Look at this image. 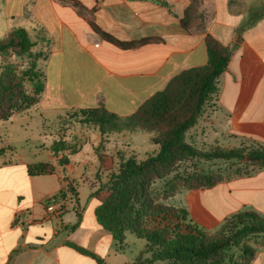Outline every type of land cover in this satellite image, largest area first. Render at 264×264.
<instances>
[{
  "label": "crops",
  "instance_id": "obj_1",
  "mask_svg": "<svg viewBox=\"0 0 264 264\" xmlns=\"http://www.w3.org/2000/svg\"><path fill=\"white\" fill-rule=\"evenodd\" d=\"M78 1L103 32L124 42H154L122 50L103 41L71 7L53 0H0L2 37L24 29L29 15L47 30L48 43V54L39 63L45 89L33 114H14L1 121L4 127L17 123L24 132L25 119L46 127L69 111L99 107L130 117L175 76L207 64L205 39L210 35L232 55L217 81L218 93L198 123L207 126L206 136L240 137L264 148V0H200L201 27L193 32L180 24L190 0ZM80 134L82 143L76 153L65 152L64 164L57 162L61 154L53 155L47 132L40 133L37 143L21 136L20 144H33L28 153L39 155L32 161L20 159L15 141L0 140V150L12 147L18 155L13 160L7 152L0 154V264H100L68 243L91 252L102 264H133L143 250L141 239L128 233L121 244L99 224L91 188L81 197L79 183L88 182L75 171L88 167L86 158L102 135L88 129ZM123 137L111 134L104 140L111 146ZM35 163H50L56 170L31 176L28 166ZM71 186L75 192L67 191ZM53 197L61 198L62 212L47 211L50 204L45 202ZM178 203L188 221L206 231L240 212L264 215V168L212 188L186 191ZM79 216V225L71 229ZM251 264H264V249L258 248Z\"/></svg>",
  "mask_w": 264,
  "mask_h": 264
},
{
  "label": "trees",
  "instance_id": "obj_2",
  "mask_svg": "<svg viewBox=\"0 0 264 264\" xmlns=\"http://www.w3.org/2000/svg\"><path fill=\"white\" fill-rule=\"evenodd\" d=\"M54 1L74 9L103 41L119 49L130 50L154 42L153 39H142L135 42L121 41L103 32L85 12V8L78 0ZM201 18L200 0H190V5L180 24L184 30L193 32L201 25ZM205 44L208 53L205 66L185 70L175 76L163 91L147 100L132 116L122 118L109 113L104 107L75 112L83 113L87 118V124H92L102 134H116L123 131L144 132L152 135L150 141L159 146L160 149L156 155L150 156L139 164L129 161L120 165L117 173H111L106 191L95 198L97 202L95 213L99 224L111 232L119 243H124L126 232H130L139 239H145L149 244L157 243L158 248L151 262L220 264L219 258L227 249L252 236L261 237L259 248L264 249V215L257 212L247 211L234 214L225 220L220 231L214 235H208L204 229L193 224L192 226L186 224L184 232L177 233L174 239L167 242L164 241L165 232H168L166 229L162 231L143 229L142 215L144 213H141V209H137L143 206L148 216L151 217H174L175 210L167 207H154L148 188L153 179L165 175L167 168L180 161L181 158L237 160L250 166L252 172L264 168V148L255 141H251V145L248 146L232 149L217 148L205 153L197 151L185 141L186 133L197 125L209 103L217 95V81L227 69L232 55V50L222 47L210 35L206 37ZM33 46L29 33L23 28H15L4 40H0V55L15 51L18 56H27L31 54ZM4 69L8 73L9 66H4ZM27 81L33 86L32 96L23 90ZM44 89L43 71L37 70L33 74L24 73L17 82L14 77L11 80L8 75L0 77V121L9 120L19 110L35 107ZM15 92L18 94L17 101H10ZM5 104L9 107L2 111L1 107ZM64 144L65 142L55 143L52 147L53 151L66 150L67 147ZM7 151L12 152L14 149L8 147ZM70 152L74 154L77 150L71 149ZM104 157V155L99 156L101 165L103 164V167L109 170L112 164ZM54 172L55 167L49 163H35L28 166V173L31 176L50 175ZM222 180V176L218 174L201 173L190 176L187 187L189 190L208 189L221 183ZM65 194L60 192L58 195L64 196ZM50 201L49 199L45 202V205ZM178 212L182 220L188 221V213L185 209L181 208ZM80 218L79 216L78 223L71 229L79 225ZM68 245L78 252L92 256L102 264V260L91 252L73 243H68ZM257 250L244 246L242 260L232 261L230 264H251Z\"/></svg>",
  "mask_w": 264,
  "mask_h": 264
},
{
  "label": "rangeland",
  "instance_id": "obj_3",
  "mask_svg": "<svg viewBox=\"0 0 264 264\" xmlns=\"http://www.w3.org/2000/svg\"><path fill=\"white\" fill-rule=\"evenodd\" d=\"M14 8H16V2L14 3ZM24 18L29 20L28 24L24 25V29L29 33L30 39L34 45L31 49V54L27 56H18L15 51H8L0 55V77L3 78V75L4 77L8 75L11 80L14 77L15 82H17L24 73L28 74L29 72V74H33L34 71H42L39 63H42L41 61L48 54V43L45 41L47 39V30L37 25V23H35V21L29 15L28 17L27 15L24 16ZM198 27L200 28L201 25ZM4 38L5 37L0 35V40H3ZM6 65L9 66V70L11 68L10 71L8 70V73H6L7 70L4 69V66ZM23 90L29 96L33 95L34 89L30 82L27 81L25 83ZM67 95L72 96L69 91H67ZM17 99L18 94L15 92L10 101H17ZM8 107V104L3 105L1 107L3 109L2 111ZM34 109L35 108L32 107L27 110H19L15 114L30 115L33 114L32 111ZM21 115L15 117L14 121L21 119ZM86 119L87 118L83 115V113H75L74 111H69L65 116L60 117L56 122L46 123V127H42L41 124L36 122V120L33 118L25 119L24 123L26 127L24 132H22L21 128L16 126L17 123H15V126L13 127H4V124L0 121V140L3 141V144H5L6 141H15L17 143L15 145L17 146L16 148H18L20 159L32 161L35 160V156L38 158L39 155L37 153H28L29 147H32L33 144L30 145L28 142L20 144V142L24 140L21 136L24 135L25 140L28 138V140H31L33 143H37L41 140L40 133L42 131L47 132L49 133V142H52L51 151L53 155L58 156L57 154H61L62 156L57 158V162L58 164H64L65 161L68 160L64 155L65 152H70L71 149H77L82 143L81 140L83 138L80 136V132L85 129H88L92 132H99L92 124H87ZM206 127L207 126H205L204 123L199 122L185 135V141L201 153H205L217 148L232 149L251 145V141L240 137L237 138L229 135L222 138H213L212 136H206ZM68 132L71 133V139L68 138L67 141H64L63 136L68 134ZM99 133L102 135V139L95 143V146H93V151H91V153H89L88 157L86 158L88 167L75 171L77 176L79 175V177L83 178L84 181L88 182V186L84 185L82 182L79 183L80 194L83 198H85V196L90 192V188L93 190L92 196L94 199L96 196L102 194V192L104 193L108 184L110 183L111 173H117L120 165L129 161L139 164L147 160L150 156L156 155L160 149L158 145H154L150 141L152 135L148 133L123 131L122 133H124V137L118 139L116 138L117 140L115 139L116 141L113 142V145L111 144V146L109 145V142L107 143L104 140L107 139V137L111 134H102L101 132ZM79 137L81 140H79ZM148 137L150 138L148 139ZM59 142H65L67 149L62 152L53 151V145ZM20 145H23L22 150ZM109 147H111V150ZM7 148L0 150V154L7 152L10 154L13 160H16L15 155L17 153L15 151H7ZM100 155H104V159H106L108 162H111L112 166L109 170L103 167V164L101 165L99 159ZM51 166L55 167L53 164H51ZM251 172L252 168L250 166H247L244 162H239L237 160H205L200 157L181 158L180 161L175 162L171 167L167 168V173L165 175L153 179L150 182V186L148 188V193L151 200H153L154 207H167L169 209L175 210V213H173L174 217L148 216V213L142 206L137 209H141V213H144L142 215V223L144 225L143 229L161 231L166 229L168 232H165L164 241L169 242L170 239H174L177 233L185 231L186 224L192 226V224H190L188 221H184L182 220L181 216H178V211L181 209L178 202L180 200V196L186 191H189L187 186L189 184L188 179L190 176L201 173L218 174L222 176L223 182L237 178L239 176L247 175ZM74 189L75 188L71 186L67 189V191L70 192ZM65 193L67 192L65 191ZM221 226L215 230L203 231L208 233V235H214L220 231ZM128 233L130 232H126V234ZM135 239H137L136 236ZM141 240L145 244L143 246V250L140 252L133 264H174L171 261L151 262V258L158 248L157 243L149 244L145 239ZM136 241L141 242L139 240ZM260 243L261 237L259 236H252L241 240L238 245H233L220 256V264H230L232 261L242 260V248L244 246H250L252 248L258 249Z\"/></svg>",
  "mask_w": 264,
  "mask_h": 264
},
{
  "label": "built area",
  "instance_id": "obj_4",
  "mask_svg": "<svg viewBox=\"0 0 264 264\" xmlns=\"http://www.w3.org/2000/svg\"><path fill=\"white\" fill-rule=\"evenodd\" d=\"M50 200H51L49 202L50 205H48L47 211L49 213H51V212H53V213H60V212H62V210H63V203H62L61 198L56 197L55 199L54 198H51Z\"/></svg>",
  "mask_w": 264,
  "mask_h": 264
}]
</instances>
